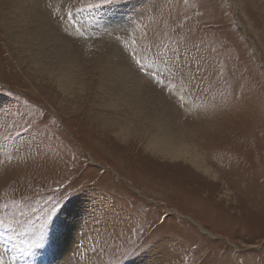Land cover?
I'll return each instance as SVG.
<instances>
[{
    "label": "rangeland",
    "instance_id": "374dc122",
    "mask_svg": "<svg viewBox=\"0 0 264 264\" xmlns=\"http://www.w3.org/2000/svg\"><path fill=\"white\" fill-rule=\"evenodd\" d=\"M38 1L58 36L39 48L14 27L11 0H0V110L16 118L13 126L12 116H0V206H8L0 215L29 228L19 240L34 233L39 242L44 234V246L27 255L0 244L5 264H181L186 251L184 264H264V0ZM161 42L181 64L201 61L199 91L168 118L190 150L202 151L215 178L143 151V136L122 140L107 122L129 117L132 130L149 133L168 113L163 84L149 80L147 57ZM112 51L165 109L153 101L141 114L122 105L120 89L110 92L108 79L122 81L104 66L116 62ZM64 53L77 72L73 97L51 79ZM34 55L49 57L35 67ZM141 208L148 231L129 240ZM117 233L119 240L103 245L102 237Z\"/></svg>",
    "mask_w": 264,
    "mask_h": 264
},
{
    "label": "bare ground",
    "instance_id": "6f19581e",
    "mask_svg": "<svg viewBox=\"0 0 264 264\" xmlns=\"http://www.w3.org/2000/svg\"><path fill=\"white\" fill-rule=\"evenodd\" d=\"M38 2H39L38 0H11V3L13 4V7L15 9L16 16H17V21H15L14 27L20 29V31L24 35L29 34V36L32 37L34 40H35V38H36V40H39L40 44L38 43L39 46H37L39 48V47L45 45V43H47V42L48 43L49 42H54V43L57 42L58 36H57V33L52 30V28H51L52 26L49 24V22L47 23L45 21V19L43 18L44 14H43L40 6H38ZM233 6L235 7L236 10H238L236 3L233 2ZM0 10H1V8H0ZM30 26H32V27H30ZM240 26L242 27L241 24H240ZM9 29H11L10 33H12V27ZM14 36H16V35H13V36L11 35L9 37L11 42H13V43L14 42H21L22 39L20 40L18 38V40H19L18 41V40H16L17 37H14ZM22 36H20V37H22ZM29 36H28V38H29ZM60 40H62V39H60ZM51 44H53V43H51ZM54 46H52V47H54ZM65 53H64V56H62L63 54L61 55L63 57V58H61L62 61L59 60L62 63L59 64L60 62H58V64L55 65V66H57V68L54 69V70H56V72H54L56 74H54L53 77L52 78L50 77V78L56 83L57 87L61 90L62 93L63 92L66 94L68 93L69 96L73 97L72 96V85L76 80V73L77 72L75 70H73L74 68H72V63H71L73 61V59L71 57L72 54L70 55V53H67L65 55ZM112 53L114 54V57H116L115 61L117 63L114 62L113 63L114 65H111V64L108 65L107 64L104 66L109 73L111 71V73L114 75V77L116 76L120 80L122 79V81H120L121 85H118V84H116L117 82L115 83V79H112L113 77L111 78V76H109L111 79H108V77H107V79H108L107 83L108 84L107 83L106 84L108 85V89L110 88L109 89L110 92L112 93V91L115 90L116 88H118V90L120 89L122 92L120 93L118 99L122 103V105L127 106L128 108H130V110L131 109H133V111L137 110L139 113H141V112L146 111L147 109L152 108V102L153 101L158 102L157 98L154 97L155 96L154 92L150 91V89H148V88L146 89V86L141 84L142 79L136 80L134 77L129 76L128 69L125 68L123 65L121 66V63H119L120 61L118 60V57H117L118 55L116 54V52L112 51ZM58 54H60V53L58 52ZM37 56L38 55H34V58L32 61V62H35V67L42 66L43 62L41 61V59L49 57V55H42V56L40 55L39 57H37ZM108 57H109V55H108ZM50 59H53V58H50ZM112 59H114V58H112ZM73 67H75V66H73ZM40 69L42 70V67ZM43 69H44V67H43ZM49 71H50V67H49L48 72ZM104 72H106V71H104ZM104 75H106V74L104 73ZM116 81H119V80H116ZM125 81H127V83ZM117 85H118V87H117ZM120 90H119V92H120ZM116 92H114V93H116ZM116 94L118 95V92ZM158 103H159V105H161L162 109L166 108L165 107L166 105H164L165 102L162 100L161 97L159 98ZM134 105H136V108L134 107ZM110 106H112V103L110 104ZM134 108H135V110H134ZM115 109H117V108H114V110ZM134 113H136V112H134ZM111 118H114V117H111ZM111 118L109 120L107 118L106 119L108 120L107 122H109L110 125H113V127L117 126V129L113 130V132L116 134V136L118 138L123 140L127 136H129L130 134L132 136L134 135V136H138V137H140V135H141L146 140L145 143L142 145V146H144L143 151L148 150L154 156L159 155L160 158L167 159L169 161L186 162V164H188L194 170L201 171L203 174H206L212 178L216 177L214 170H212V168L206 162L202 151L198 150V148H197V150H190L189 145L187 143L188 142L187 141L188 140L187 135H185L184 131L181 128H179L178 126H177V130L176 129L174 130V127H173V129L171 128L170 123H169L168 113L163 118L161 117L160 118L161 120H159L157 123H153L154 128L152 127L153 130H151L149 133H148L149 130L147 131V133H145L143 131L138 133L139 130L135 131L137 129L132 130V126H130L127 123V120L129 119V117H125V118L120 117L119 118L116 115L114 119H111ZM146 118L148 119L149 116H146ZM139 119L140 118H138V121H139ZM150 121H151V119H150ZM141 122H142V120H141ZM133 133H135V134H133ZM193 149H195V148H193ZM199 151H201V152H199ZM202 230H203V232H207L204 229H202ZM66 241H67V238H66ZM61 249L62 248H60V251H61ZM61 254L63 255L62 252H61ZM57 263H60V261Z\"/></svg>",
    "mask_w": 264,
    "mask_h": 264
},
{
    "label": "snow or ice",
    "instance_id": "6c2138e0",
    "mask_svg": "<svg viewBox=\"0 0 264 264\" xmlns=\"http://www.w3.org/2000/svg\"><path fill=\"white\" fill-rule=\"evenodd\" d=\"M115 2L116 0H102L103 4H113ZM100 6V4L88 5L89 8H98ZM48 7L51 8L52 5H48ZM67 16L71 17L72 13L69 11L67 13ZM57 19L63 18L57 17ZM117 43H119L118 38ZM180 43H182V41H176L177 45H179ZM170 50L171 44L165 45L161 42L159 45L156 46L155 56H149L147 57V59L150 61L148 65L150 72L154 70V74L149 75V80L150 82H154V85L163 84V87L160 88V91L162 93L167 92L171 102V106L168 110V115L169 117H173L176 110H182L183 107L188 106L186 96L192 95L194 90L199 91L198 83H203L204 76L202 73V69L200 68V60L193 59L192 61H189L185 64H181L179 57L174 59L173 57L169 56ZM120 51L123 53L125 49L121 46ZM170 61L171 64L175 65V70H173V67L170 66ZM135 64L137 65L138 69L144 66L142 61H135ZM158 76H161L162 79H157ZM164 81H168V83L165 84ZM125 82L127 83V81ZM177 93H179V95H177ZM0 116H3L5 118V122H7V117L12 116L14 122L13 126H16V118L11 113H7L4 110H0ZM21 119H23V116L21 117ZM28 123L31 124V119H29ZM2 126L3 125H0V127ZM8 138L9 137L7 136L4 137V139ZM57 206V204H53L52 207L49 209L48 214L44 218L45 224H47L48 221L51 220L53 214L57 211ZM0 207L7 208L8 206L3 205ZM33 212H35V209H33ZM135 220L140 226H132L128 228L127 231L129 234V240L131 239V236L133 234L137 237H140L148 231V228L143 227V224L147 223L146 213L144 212L143 208L138 209ZM28 223H31V221H28ZM151 226L152 225L149 224L148 227L150 228ZM0 228L3 229V231H0V244H3L5 250L11 253L19 252L27 255L29 253V250H31L32 248H41L44 246L43 232H41L40 234L39 242H37V240L35 239L34 233L32 234V239L30 240H19V237L26 236L30 231L29 228L25 227L19 220L13 222L7 220L5 215H0ZM120 238V234L117 233L108 237L107 239H104L103 237L101 239H103V245H108L110 243L114 244ZM104 250V246H101L99 248H92V251L94 253L103 252ZM135 250L136 249H132L129 253H126V255L132 254ZM186 256L187 251L185 252V256L181 257V264H184ZM0 264H5V258L3 255H0Z\"/></svg>",
    "mask_w": 264,
    "mask_h": 264
}]
</instances>
